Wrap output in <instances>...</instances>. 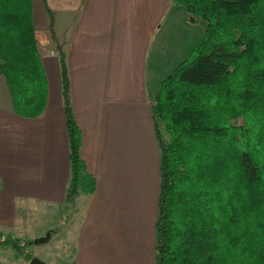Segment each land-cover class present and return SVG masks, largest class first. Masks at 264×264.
<instances>
[{
  "label": "trees",
  "instance_id": "16d2710c",
  "mask_svg": "<svg viewBox=\"0 0 264 264\" xmlns=\"http://www.w3.org/2000/svg\"><path fill=\"white\" fill-rule=\"evenodd\" d=\"M171 1L204 29L148 93L159 150L154 264H264V0ZM57 56L70 168L65 203L73 207L96 179L81 156L65 52ZM0 74L17 114L44 110L30 0H0ZM27 243L0 233L2 247L21 251Z\"/></svg>",
  "mask_w": 264,
  "mask_h": 264
},
{
  "label": "crops",
  "instance_id": "0c3cea01",
  "mask_svg": "<svg viewBox=\"0 0 264 264\" xmlns=\"http://www.w3.org/2000/svg\"><path fill=\"white\" fill-rule=\"evenodd\" d=\"M30 1L46 105L36 117L17 114L0 74V231L16 226L18 202H65V116L56 120L51 110L52 82L54 101L62 102L63 50L81 156L96 179L93 193L75 200L71 264H154L159 150L148 93L157 89L160 67L185 54L183 36L169 37L172 24L187 25L184 8L171 0Z\"/></svg>",
  "mask_w": 264,
  "mask_h": 264
},
{
  "label": "rangeland",
  "instance_id": "374dc122",
  "mask_svg": "<svg viewBox=\"0 0 264 264\" xmlns=\"http://www.w3.org/2000/svg\"><path fill=\"white\" fill-rule=\"evenodd\" d=\"M188 22V21H187ZM204 21L200 20L197 23L188 22L184 27L179 23L172 24L169 29V37L183 39L179 44L181 48L185 46V52H182L183 56H177L171 58L168 64L161 68L160 77L162 78L168 74L180 61H182L188 54L190 48L197 42L203 33ZM179 54V55H181ZM55 60L56 56H52ZM50 73V72H49ZM51 75V74H50ZM160 78V79H161ZM160 80H155V87H158ZM52 82V96H51V110H57L55 119L58 120L59 114L63 118L64 109L63 102L56 104L57 91L54 89ZM62 101V96L59 93ZM241 122V119H237ZM23 202V201H21ZM19 205L21 208H19ZM26 206L25 213L22 209ZM77 206V207H76ZM80 205H73L68 207L65 202L49 203L40 198H27L26 203H16V208L20 210V219L17 221L16 226L8 233H1V236L10 234L19 239V242L24 243L28 241L26 245L22 247L21 251H16L11 247L0 246V263L1 264H30L28 260L23 257V252H29L31 256H37L42 261L49 264H71L73 249L75 244V235L77 232V225L79 222L78 209ZM47 231H52L50 238L41 244H33L34 238L43 236Z\"/></svg>",
  "mask_w": 264,
  "mask_h": 264
},
{
  "label": "water",
  "instance_id": "95a60500",
  "mask_svg": "<svg viewBox=\"0 0 264 264\" xmlns=\"http://www.w3.org/2000/svg\"><path fill=\"white\" fill-rule=\"evenodd\" d=\"M50 235H51V232L50 231H47L45 235L40 236V237H37V238H34L32 240V243L33 244H41V243H44V242H46L50 238ZM29 262H30V264H49L47 262L42 261L37 256L31 257V259H30Z\"/></svg>",
  "mask_w": 264,
  "mask_h": 264
}]
</instances>
